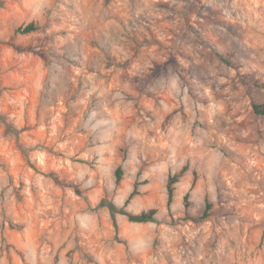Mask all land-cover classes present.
<instances>
[{
	"label": "rangeland",
	"instance_id": "374dc122",
	"mask_svg": "<svg viewBox=\"0 0 264 264\" xmlns=\"http://www.w3.org/2000/svg\"><path fill=\"white\" fill-rule=\"evenodd\" d=\"M254 103L264 0H0V264H264Z\"/></svg>",
	"mask_w": 264,
	"mask_h": 264
},
{
	"label": "trees",
	"instance_id": "16d2710c",
	"mask_svg": "<svg viewBox=\"0 0 264 264\" xmlns=\"http://www.w3.org/2000/svg\"><path fill=\"white\" fill-rule=\"evenodd\" d=\"M35 29H37V24L35 22H30L25 28H23V31L24 32H30V31H33ZM225 61L229 64H232V62L230 60L225 59ZM253 108H254V111L256 114L264 116V103H262V104L254 103ZM187 169H188V166L185 165L182 167V169L179 172H176L174 174L169 175L168 182H167V190H168V206H169L170 210H171V206H172L174 196H175V185ZM122 178H123L122 167H118L116 170V181H117V183H120ZM137 185H138V183L135 184V187L132 190V192L130 193L129 197L127 198L126 203H128L130 201V199L138 193ZM193 185H194V183H193ZM188 199H189V192H187L185 197H184V203H185L186 208L189 206V200ZM211 207H212L211 202H209L207 200L206 208H205L204 212L201 215L195 217V219L206 220L210 215L209 210ZM110 208H111L113 213L118 211V212H121L122 214L127 215L130 221H134V222L157 221V209L156 208L144 210L140 213H133V212L125 209V207H122L119 210H117L113 204H110Z\"/></svg>",
	"mask_w": 264,
	"mask_h": 264
}]
</instances>
